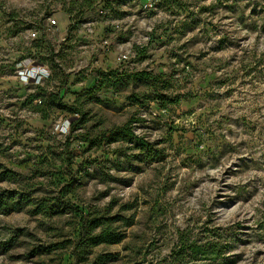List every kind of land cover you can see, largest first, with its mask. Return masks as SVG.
Segmentation results:
<instances>
[{
    "label": "rangeland",
    "instance_id": "1",
    "mask_svg": "<svg viewBox=\"0 0 264 264\" xmlns=\"http://www.w3.org/2000/svg\"><path fill=\"white\" fill-rule=\"evenodd\" d=\"M7 191L0 264H264V0H0Z\"/></svg>",
    "mask_w": 264,
    "mask_h": 264
},
{
    "label": "trees",
    "instance_id": "2",
    "mask_svg": "<svg viewBox=\"0 0 264 264\" xmlns=\"http://www.w3.org/2000/svg\"><path fill=\"white\" fill-rule=\"evenodd\" d=\"M136 76L145 80L152 79V76L147 72H139L136 74ZM178 100V98H173L171 101L172 103H177ZM62 107L68 109L71 112L80 113V110L75 106L63 104ZM78 122V120L73 121L70 125V129L74 130L75 128H77ZM6 193L7 194H4V199L2 198V200H0V209H3L4 213L20 209V206H18V204L9 203L10 200L15 196V194H17V192L7 191ZM55 199H57L56 202L49 206H46L44 203L40 204L36 208V211L39 212V210H43L44 213H54L58 208V202H62L66 207L77 209L79 211V208L74 206L69 199H65L62 196H59ZM81 213V231L76 248L81 247L83 249V253H87L86 251H89V248L98 246L100 244L119 243L124 238L123 233L117 232V230L113 228V225L111 223V221L114 219L113 217L99 216L96 212L93 211H90L88 213L82 211ZM181 248L182 251L186 249L189 250L190 255L194 259L217 260L219 258V254L222 251L216 241L198 243L195 239L190 241L189 238L184 237L181 238ZM4 250H6V248ZM75 255L76 259L80 258V253L75 252ZM104 257H109V255H104L101 256V258L98 257L97 259L101 261V259H103Z\"/></svg>",
    "mask_w": 264,
    "mask_h": 264
},
{
    "label": "built area",
    "instance_id": "3",
    "mask_svg": "<svg viewBox=\"0 0 264 264\" xmlns=\"http://www.w3.org/2000/svg\"><path fill=\"white\" fill-rule=\"evenodd\" d=\"M51 23L56 24V20L55 19H52L51 20ZM32 36H36V33H33Z\"/></svg>",
    "mask_w": 264,
    "mask_h": 264
}]
</instances>
